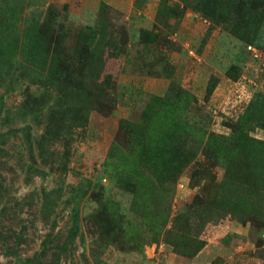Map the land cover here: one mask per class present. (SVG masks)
Returning a JSON list of instances; mask_svg holds the SVG:
<instances>
[{
	"label": "rangeland",
	"instance_id": "obj_1",
	"mask_svg": "<svg viewBox=\"0 0 264 264\" xmlns=\"http://www.w3.org/2000/svg\"><path fill=\"white\" fill-rule=\"evenodd\" d=\"M0 264H264V0H0Z\"/></svg>",
	"mask_w": 264,
	"mask_h": 264
}]
</instances>
